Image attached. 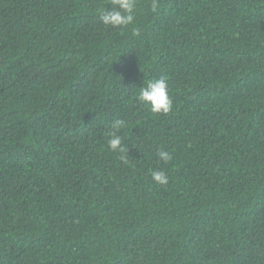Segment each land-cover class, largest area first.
<instances>
[{"label": "trees", "instance_id": "trees-1", "mask_svg": "<svg viewBox=\"0 0 264 264\" xmlns=\"http://www.w3.org/2000/svg\"><path fill=\"white\" fill-rule=\"evenodd\" d=\"M151 3L0 0V264H264V0Z\"/></svg>", "mask_w": 264, "mask_h": 264}, {"label": "clouds", "instance_id": "clouds-1", "mask_svg": "<svg viewBox=\"0 0 264 264\" xmlns=\"http://www.w3.org/2000/svg\"><path fill=\"white\" fill-rule=\"evenodd\" d=\"M113 9L101 13L102 23L106 26L126 28L132 25L136 18L137 0H112ZM159 8L158 0H152L151 11L156 12ZM133 33L139 35V29L133 28ZM138 99L141 103L150 107L153 113L167 114L172 110L173 101L169 95V86L165 77L148 80L146 86L140 88ZM123 120L113 122V131L110 132L108 146L113 152H124L121 136L116 132L124 127ZM161 161L167 163L173 159L172 155L161 149L158 152ZM123 158V157H122ZM152 178L157 184H167L168 176L163 170H153Z\"/></svg>", "mask_w": 264, "mask_h": 264}]
</instances>
